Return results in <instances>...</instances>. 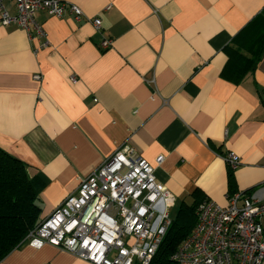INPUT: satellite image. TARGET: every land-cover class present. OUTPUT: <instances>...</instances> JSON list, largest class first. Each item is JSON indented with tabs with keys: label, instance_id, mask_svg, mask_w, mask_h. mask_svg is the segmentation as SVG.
Listing matches in <instances>:
<instances>
[{
	"label": "crops",
	"instance_id": "obj_1",
	"mask_svg": "<svg viewBox=\"0 0 264 264\" xmlns=\"http://www.w3.org/2000/svg\"><path fill=\"white\" fill-rule=\"evenodd\" d=\"M62 1L100 31L68 13L36 14L44 39L0 26V149L42 182L40 220L124 145L153 167L172 209L194 190L227 206V152L235 194L264 200V54L238 84L221 75L225 47L264 0ZM0 264L89 263L22 244Z\"/></svg>",
	"mask_w": 264,
	"mask_h": 264
},
{
	"label": "built area",
	"instance_id": "obj_2",
	"mask_svg": "<svg viewBox=\"0 0 264 264\" xmlns=\"http://www.w3.org/2000/svg\"><path fill=\"white\" fill-rule=\"evenodd\" d=\"M38 12L54 18L68 13L101 29L99 18H85L62 0H0V26H17L29 40L44 39L35 22ZM98 47L110 49L111 40L102 39ZM222 158L229 168L238 166L232 152ZM161 161L162 156L155 158L156 164ZM227 201L225 207L207 199L196 205L195 225L170 257L174 264H264V200L236 193ZM174 202L153 167L124 145L82 178L24 243L34 249L54 246L89 264H150L170 225Z\"/></svg>",
	"mask_w": 264,
	"mask_h": 264
},
{
	"label": "trees",
	"instance_id": "obj_3",
	"mask_svg": "<svg viewBox=\"0 0 264 264\" xmlns=\"http://www.w3.org/2000/svg\"><path fill=\"white\" fill-rule=\"evenodd\" d=\"M226 64L223 78L233 84L252 74L264 54V9L246 24L224 49ZM43 184L37 177H29L26 165L0 149V261L24 243L27 234L40 222L39 193ZM227 196L235 194L233 170L227 171ZM249 191L243 194H248ZM191 203L175 208L165 236L150 264H174L170 257L195 225L196 205L204 200L194 190Z\"/></svg>",
	"mask_w": 264,
	"mask_h": 264
},
{
	"label": "rangeland",
	"instance_id": "obj_4",
	"mask_svg": "<svg viewBox=\"0 0 264 264\" xmlns=\"http://www.w3.org/2000/svg\"><path fill=\"white\" fill-rule=\"evenodd\" d=\"M174 215H175V208L172 209V211L170 212V220L173 219ZM262 223L264 224V219H263Z\"/></svg>",
	"mask_w": 264,
	"mask_h": 264
}]
</instances>
